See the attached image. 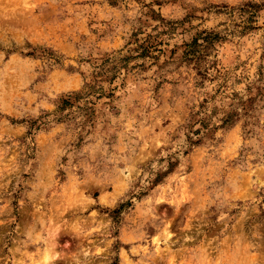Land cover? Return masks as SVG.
<instances>
[{
  "label": "rangeland",
  "instance_id": "374dc122",
  "mask_svg": "<svg viewBox=\"0 0 264 264\" xmlns=\"http://www.w3.org/2000/svg\"><path fill=\"white\" fill-rule=\"evenodd\" d=\"M0 264H264V0H0Z\"/></svg>",
  "mask_w": 264,
  "mask_h": 264
}]
</instances>
